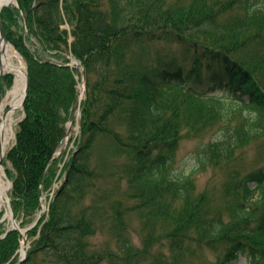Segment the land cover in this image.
<instances>
[{
  "label": "trees",
  "instance_id": "obj_1",
  "mask_svg": "<svg viewBox=\"0 0 264 264\" xmlns=\"http://www.w3.org/2000/svg\"><path fill=\"white\" fill-rule=\"evenodd\" d=\"M0 17L27 64L24 118L3 160L21 227L55 181L60 159L52 157L77 100L64 53L86 73L79 144L47 218L28 232L29 239L40 229L21 264H192L203 248L216 255L206 264L239 256L264 264V165L237 167L241 153L264 137V0H17ZM167 46L178 53H164ZM5 83L12 75L0 88ZM187 100L204 110L199 120L208 123L200 125L220 129L194 168L174 175L181 132L191 128L183 117ZM108 157L126 160L109 167ZM208 167L226 169L220 205L197 192L196 176ZM103 171L117 183L102 185ZM138 209L148 210L142 218L153 230L135 249L126 232ZM101 232L108 241L98 247L92 239ZM20 239L17 231L0 238V262Z\"/></svg>",
  "mask_w": 264,
  "mask_h": 264
},
{
  "label": "rangeland",
  "instance_id": "obj_2",
  "mask_svg": "<svg viewBox=\"0 0 264 264\" xmlns=\"http://www.w3.org/2000/svg\"><path fill=\"white\" fill-rule=\"evenodd\" d=\"M13 5V4H12ZM61 27L69 32L68 36V45L72 42V37L70 35V27L67 26ZM220 28V27H219ZM221 30H218V33L220 34ZM34 46L31 47L33 50ZM136 53L135 55L142 53V51H134ZM164 53H171V54H177L178 51L176 52V47L172 46H167L164 48ZM67 53L65 52L64 55ZM170 55H168L169 57ZM43 59H52V57L47 56V55H41ZM154 57L150 58L153 59ZM21 63L25 66V63L23 59L21 58ZM79 71H77V74H80V68H78ZM80 80L77 81L76 84V90L78 85L80 84ZM14 84V79H12V83L10 86H7L5 83L2 85V88H0V104L4 102L5 100V95L8 93ZM220 94V93H219ZM83 98H85V95H83ZM204 110L195 102L192 100H187L184 103L183 106V117L187 123L191 124V128H187L181 132L182 137L179 142V146L177 148L176 154H175V160L172 165V174H178L180 171H184L185 173H188L192 168H194L196 164V159L202 155V151L207 149L209 145L212 143L217 138L218 132H219V126L210 124L212 126H209L208 124L206 125H200L203 123H208L205 122V120H199V119H204L205 116H203ZM23 117V110L20 109L16 112L13 118L12 122V130H13V139L9 141V144L7 146L6 151H8L14 144L15 142V132L17 129V125L20 122V120ZM79 122L74 124V126L70 130V134L68 135V141L66 144L67 147V152H72L75 150L76 147V142L78 136H79ZM201 127V128H200ZM66 160V156H64V159ZM61 160V161H63ZM125 158L123 157H118V158H110L108 157L107 159V164L105 166H111V165H118L117 163H120L122 165L125 162ZM67 162L63 161L60 162L59 164V169L57 170V176L55 178V181L53 182L52 186L47 189L44 192V200L47 196L48 203H50V198H53L55 189L58 187L57 185L61 182L62 180V175H60V170L63 164ZM261 165H264V137H261L253 142L244 150V152L241 153V159L238 161L237 167L240 170H251L256 167H259ZM5 179L6 181H9V178L7 176L6 171L10 169V164L6 163L2 165ZM106 169V168H105ZM122 175H125L124 173ZM127 177V176H126ZM117 177L113 179V177H108L107 171H103L100 174V183L104 186L110 187L113 185V183H117ZM226 179V169L225 168H213V167H208L205 171H202L198 173L196 176V184H197V192L203 191V192H208L211 195L212 202L214 205H220L221 204V197H220V189ZM127 188V179L122 178L121 179V192H124ZM10 189L7 190V195ZM45 202V207H47V203ZM88 202V200H86ZM7 208V207H6ZM5 213V207L3 208L0 216V223L3 224L4 231L11 229V220L9 217L3 219ZM148 210L147 209H138L131 213L128 216V228L126 235L129 237L131 242L133 243L135 249L141 248L142 241H143V236L147 234L149 231L153 230V225L148 221L147 218H142V216L147 215ZM36 214L30 219L31 221L28 222L22 229H25L31 225L32 220L34 221L36 219ZM47 215L45 218H47ZM18 224L20 221H18ZM162 222V220H161ZM160 223L155 225L156 228H160ZM157 229V230H158ZM40 234V229L38 230V233L33 235L28 239V247H30V244L32 241L37 240L39 238ZM0 237H2V234H0ZM92 241L98 246L101 247L104 245L105 242L108 241V236L106 233L101 232L95 235V237L92 239ZM19 250H20V243L18 245L17 250L13 253V255L7 260L0 262V264H13L17 262L19 258ZM156 252L162 251L159 250L157 251V248L153 249ZM196 251V248H195ZM164 252V251H162ZM215 253L210 251L209 249L203 248L200 251L196 252V259L193 261H190L192 264H206L208 262L213 263L215 261ZM177 264H185L184 261H179ZM229 264H247L246 257L245 256H239Z\"/></svg>",
  "mask_w": 264,
  "mask_h": 264
},
{
  "label": "bare ground",
  "instance_id": "obj_3",
  "mask_svg": "<svg viewBox=\"0 0 264 264\" xmlns=\"http://www.w3.org/2000/svg\"><path fill=\"white\" fill-rule=\"evenodd\" d=\"M14 1L15 0H0V10L3 6L14 3ZM24 68V65L21 63V57L14 48L8 43L1 42L0 73H12L14 75V84L12 89L6 94L4 102L0 104V159L5 154L9 141L13 139V118L16 112L21 109L25 84ZM82 91L83 89L80 87V93H82ZM71 128V124L67 125L65 127V132L67 133ZM55 157L56 154L53 156V159ZM8 188L9 183L5 179L3 168L0 167V212L5 207V217L10 218V211L7 206ZM23 248L24 244H22L21 252H23Z\"/></svg>",
  "mask_w": 264,
  "mask_h": 264
},
{
  "label": "water",
  "instance_id": "obj_4",
  "mask_svg": "<svg viewBox=\"0 0 264 264\" xmlns=\"http://www.w3.org/2000/svg\"><path fill=\"white\" fill-rule=\"evenodd\" d=\"M1 42L8 43V40H7L6 34L4 32V29H3V26H2V23H1V20H0V43ZM2 75H3V72L0 73V78H1ZM83 79L85 80V73L84 72H83ZM27 87H28V80H27V73L25 72V89H24L25 90V94H24V99H25V96L27 94ZM24 99H23V103H24ZM10 217L12 219V229L18 230V227H17V225L14 222V217H13V213H12L11 209H10ZM32 227H30V228H32ZM30 228L24 230L23 232L20 231V234L23 237V242L22 243H24V244H26V235H27V231ZM25 250H26V248H25Z\"/></svg>",
  "mask_w": 264,
  "mask_h": 264
}]
</instances>
